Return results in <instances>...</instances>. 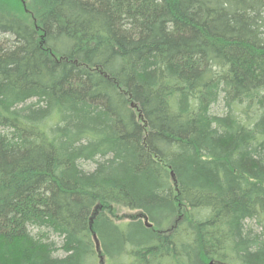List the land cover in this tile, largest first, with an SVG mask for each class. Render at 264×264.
Wrapping results in <instances>:
<instances>
[{
    "label": "trees",
    "instance_id": "16d2710c",
    "mask_svg": "<svg viewBox=\"0 0 264 264\" xmlns=\"http://www.w3.org/2000/svg\"><path fill=\"white\" fill-rule=\"evenodd\" d=\"M103 259L264 264V0H0V264Z\"/></svg>",
    "mask_w": 264,
    "mask_h": 264
},
{
    "label": "rangeland",
    "instance_id": "374dc122",
    "mask_svg": "<svg viewBox=\"0 0 264 264\" xmlns=\"http://www.w3.org/2000/svg\"><path fill=\"white\" fill-rule=\"evenodd\" d=\"M220 108H218L219 110ZM220 111V110H219ZM87 167V166H86ZM92 167V166H88ZM107 214L113 218V220L118 224H124L128 220H130L132 217H137L138 215H135V211H130L124 207H118L116 205H110L108 207V210L106 209ZM96 247V245H95ZM107 259H103V264H108Z\"/></svg>",
    "mask_w": 264,
    "mask_h": 264
},
{
    "label": "water",
    "instance_id": "95a60500",
    "mask_svg": "<svg viewBox=\"0 0 264 264\" xmlns=\"http://www.w3.org/2000/svg\"><path fill=\"white\" fill-rule=\"evenodd\" d=\"M94 238H95V245H96V249H99V242L96 238V235H94Z\"/></svg>",
    "mask_w": 264,
    "mask_h": 264
}]
</instances>
